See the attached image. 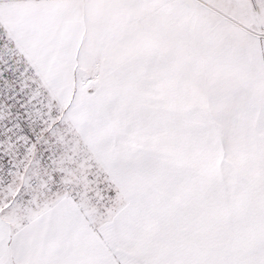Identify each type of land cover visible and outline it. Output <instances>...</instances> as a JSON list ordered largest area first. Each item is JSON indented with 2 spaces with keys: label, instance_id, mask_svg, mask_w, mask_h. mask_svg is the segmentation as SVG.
Segmentation results:
<instances>
[{
  "label": "snow or ice",
  "instance_id": "6c2138e0",
  "mask_svg": "<svg viewBox=\"0 0 264 264\" xmlns=\"http://www.w3.org/2000/svg\"><path fill=\"white\" fill-rule=\"evenodd\" d=\"M0 264H264V0H0Z\"/></svg>",
  "mask_w": 264,
  "mask_h": 264
}]
</instances>
